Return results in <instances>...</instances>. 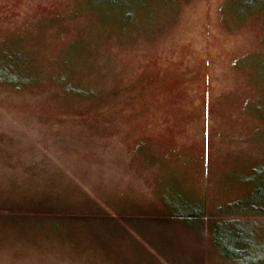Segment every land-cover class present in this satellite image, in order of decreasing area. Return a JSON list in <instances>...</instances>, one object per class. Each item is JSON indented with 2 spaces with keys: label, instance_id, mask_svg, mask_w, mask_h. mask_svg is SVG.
Segmentation results:
<instances>
[{
  "label": "rangeland",
  "instance_id": "rangeland-1",
  "mask_svg": "<svg viewBox=\"0 0 264 264\" xmlns=\"http://www.w3.org/2000/svg\"><path fill=\"white\" fill-rule=\"evenodd\" d=\"M102 1L0 0V264H264V9Z\"/></svg>",
  "mask_w": 264,
  "mask_h": 264
},
{
  "label": "trees",
  "instance_id": "trees-1",
  "mask_svg": "<svg viewBox=\"0 0 264 264\" xmlns=\"http://www.w3.org/2000/svg\"><path fill=\"white\" fill-rule=\"evenodd\" d=\"M149 0H103L104 6H107L109 8H116L118 6H122L125 9L127 18L124 20L125 25L129 24L132 18V12L129 11L134 4H137L138 6H141V8L146 5V3ZM237 3V1H236ZM235 9V12L237 14L243 13L246 10L249 9H256L261 8L264 9V0H239V2L233 6ZM260 61V60H259ZM10 62V61H9ZM259 64V73L261 76L264 77V59L258 62ZM11 71H14L13 69H10L9 67V81L18 83L20 79L17 77L10 76ZM258 205L255 206V212H262L264 213V196L263 200H261L260 203H257ZM177 211H170V216H174L184 224L190 225L196 220L201 219L203 216L202 214L204 211H196V209L189 205H183L182 203L177 204ZM36 216H39L41 221H45L48 223H55L61 221V223H75L74 221L82 222L84 219L75 218L78 216H73L72 214H61L59 212H52V213H38L35 212ZM48 219V220H47ZM40 221V220H39ZM38 224H41L38 223ZM241 234L240 229H233L231 231L227 230L226 227H221V229H217L212 231V241L217 249V251L224 257V258H231L234 261H238L240 264H258L259 261H257V258H250L248 257V253L250 252L249 245L251 242H247L240 239L239 235Z\"/></svg>",
  "mask_w": 264,
  "mask_h": 264
}]
</instances>
